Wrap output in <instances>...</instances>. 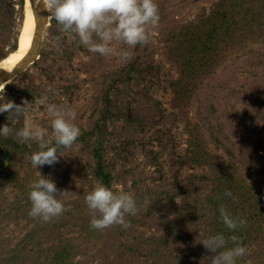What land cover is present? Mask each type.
<instances>
[{
	"label": "rangeland",
	"instance_id": "1",
	"mask_svg": "<svg viewBox=\"0 0 264 264\" xmlns=\"http://www.w3.org/2000/svg\"><path fill=\"white\" fill-rule=\"evenodd\" d=\"M155 3L167 21L146 26L147 43L140 48L145 67L130 84L116 75L125 71L135 47L113 41L111 54L94 53L72 31L57 37L51 17L42 61L29 68L28 79H34L43 95L47 92L49 104L63 112H75V117L68 119L80 133L90 122L94 127L106 125L107 116L125 132L104 145L102 162L111 176L109 186L96 178V161L83 143L64 148L51 166L34 168L27 156L15 168H0V264H56L57 253L66 250L71 254L67 264H210V256L215 254L201 243L216 235L213 209L207 202L213 186L207 180L212 181L220 165L264 204V56L248 48L236 52L185 108H174L171 87L180 80L179 67L170 54L179 46V35L190 25L217 15L215 11L232 15L248 4L243 0ZM141 88H148L161 105V110L145 109L143 123L133 111V90ZM107 90L112 98L108 106L102 105ZM36 100L30 102L24 122L45 130V139L55 141L54 117L47 105H38ZM6 101L0 94V103ZM5 124L0 116V128ZM200 150L210 158L215 156L216 166L188 160L199 158ZM40 173L55 182L59 189L55 195L65 208L47 222L29 215V193ZM99 184L134 197L138 211L125 216L129 227L96 230L90 226L93 213L85 196ZM64 191L67 193L59 196ZM161 193L166 200L167 194L173 196L174 202L150 211V200ZM26 200L30 201L27 206ZM260 234L256 245L225 239V247L218 251L243 243L247 252L236 264H264V233Z\"/></svg>",
	"mask_w": 264,
	"mask_h": 264
},
{
	"label": "trees",
	"instance_id": "2",
	"mask_svg": "<svg viewBox=\"0 0 264 264\" xmlns=\"http://www.w3.org/2000/svg\"><path fill=\"white\" fill-rule=\"evenodd\" d=\"M243 3L248 4L247 7L238 9L234 14L230 15L228 11L222 13L215 11L217 15L210 16L201 24L190 25L179 35V38L176 37L179 46L174 50L171 49L170 52L172 62L179 67L180 72V80L171 84L174 108L187 107L205 81L214 75L216 70L236 52L248 48L251 53H255L259 57L264 56V0H243ZM158 12L160 19L157 26H161L167 21V16L159 9ZM25 19L26 0H0V63L18 52ZM52 27H54L56 36L61 38L64 32L59 30L60 26L55 20L52 22ZM94 39L96 40L95 37ZM142 46L143 44L135 46V53L129 59L125 71L118 72L116 75L123 77L122 79L128 84L132 83L134 77L140 75L145 67V59L140 55ZM41 61L40 58L33 66L35 67ZM29 75L28 69L8 84L0 94L7 101H14L18 105H21L24 100L32 102L39 99L43 96L44 91L42 92L41 87L35 84L33 78L28 79ZM22 77L27 78L22 81ZM104 96L106 101L102 100V105L112 104L109 90ZM133 101V111L139 115L142 123L146 118L143 116L145 109L161 110V105L150 95L148 88L133 90ZM0 116L2 120L6 121V124L13 128V133L9 137L0 136V168L7 165L15 168L19 161H24L27 156L40 150L39 142L32 140L20 142L15 138V131L25 124L24 116L12 121L8 119V113L0 114ZM106 120V125L100 126V123H97L95 127L90 122L88 128L82 130L75 144L83 143L86 149L91 150L92 158L96 161L94 174L98 180L109 186L111 176L104 169L102 162L104 145L117 140L121 136V132L124 133L125 130H121L113 118L107 116ZM51 144L56 146L55 141H51ZM57 147L58 154L62 153L64 148ZM198 147L201 148V146ZM201 151L198 152L201 155L198 156L199 158L189 157L188 160L197 165L202 162L206 165L216 166L217 158L215 156L210 158L209 153ZM220 167L212 181L207 180L213 186L209 190L210 195L207 202L213 209L212 225L215 227V233L216 235L222 234L231 243L233 242L231 237L235 236L237 237L236 241L247 243L249 247L256 245L260 240V233H264V204L261 205L244 185L227 171L221 170V165ZM45 171H48L47 167H45ZM226 191H230L232 197L225 196ZM167 198L168 200L161 193L150 200V211L153 212L158 206L174 202L173 196L167 194ZM29 203L30 201L26 200L24 205L27 206ZM221 205L234 219H243L246 224L236 230H229L220 218L219 208ZM70 258L71 254L66 250L65 253L58 252L54 261L56 264H67Z\"/></svg>",
	"mask_w": 264,
	"mask_h": 264
},
{
	"label": "clouds",
	"instance_id": "3",
	"mask_svg": "<svg viewBox=\"0 0 264 264\" xmlns=\"http://www.w3.org/2000/svg\"><path fill=\"white\" fill-rule=\"evenodd\" d=\"M42 2L60 26L61 32L76 33L81 44L88 46L90 51L105 56L112 53L110 43L113 41H123L129 47L147 43L146 26L155 27L160 19L155 0H42ZM51 91L49 88L48 92ZM31 103L28 100H24L21 105L14 101L0 103V114L8 113L10 121L19 119L25 115ZM36 103L41 106L47 105V111L54 117L51 126L56 146L49 147L51 140L45 139V130L27 122L15 131V138L20 142L39 141L40 150L33 152L30 158L32 166L38 169L57 163L61 157L57 146L70 149L80 136V129L68 119L74 118L75 112H63L57 105L49 104L47 92L37 99ZM12 133L13 128L8 124L0 128V136L9 137ZM32 188L29 193L30 216L47 222L64 212V204L55 195L59 189L52 179L41 175ZM65 193L67 191L59 196ZM225 196L232 197V193L226 191ZM85 203L93 213L90 226L96 230H104L113 225L129 227L125 216L135 215L138 211L137 202L131 194H117L103 184L97 185L85 196ZM96 213L99 216L95 215ZM219 213L223 224L229 230H236L246 224L243 219H234L223 205L220 206ZM231 239L235 243L237 237L232 236ZM201 243L215 254L210 256V264H236V259L247 252V249L239 244L231 249L218 251L226 245L222 234L206 237Z\"/></svg>",
	"mask_w": 264,
	"mask_h": 264
},
{
	"label": "water",
	"instance_id": "4",
	"mask_svg": "<svg viewBox=\"0 0 264 264\" xmlns=\"http://www.w3.org/2000/svg\"><path fill=\"white\" fill-rule=\"evenodd\" d=\"M35 18V31L30 48L23 58L13 69H0V91L14 81L22 73L26 72L41 57L43 42L48 27L51 25V14L46 10L42 0H30Z\"/></svg>",
	"mask_w": 264,
	"mask_h": 264
},
{
	"label": "bare ground",
	"instance_id": "5",
	"mask_svg": "<svg viewBox=\"0 0 264 264\" xmlns=\"http://www.w3.org/2000/svg\"><path fill=\"white\" fill-rule=\"evenodd\" d=\"M26 24L20 38L18 52L0 63V69L11 70L19 64L27 54L35 31V18L30 0H26Z\"/></svg>",
	"mask_w": 264,
	"mask_h": 264
}]
</instances>
